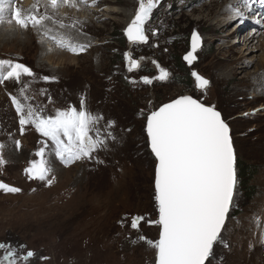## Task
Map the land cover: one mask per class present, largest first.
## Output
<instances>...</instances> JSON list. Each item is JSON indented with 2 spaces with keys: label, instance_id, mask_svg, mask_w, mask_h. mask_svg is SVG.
<instances>
[{
  "label": "rangeland",
  "instance_id": "1",
  "mask_svg": "<svg viewBox=\"0 0 264 264\" xmlns=\"http://www.w3.org/2000/svg\"><path fill=\"white\" fill-rule=\"evenodd\" d=\"M227 1L234 2L161 0L146 25L148 42L130 44L123 35L130 23L125 14L117 12L109 18L104 10L108 4L130 11L134 18L138 0H97L99 19L84 17L81 23L77 18L62 21L56 17L59 23L79 22L80 36L73 37L90 45L79 54L55 47L31 26L24 29L29 33H22L14 21L0 25V60L22 63L36 74L35 80L22 77L24 82L32 81L26 93L31 103L54 115L69 106L79 109L83 96L86 109L102 115L101 130L114 121L108 131L115 137L107 139L106 147L92 153L91 159L65 166L51 151L52 142L32 125H25L21 135L19 117L9 98V94L18 95L21 85L13 80L0 84V157L6 162L0 166V182L21 189L17 193L0 190V243L11 245V249H0V259L14 249L21 255L29 250L35 254L17 264H154L155 250L138 240L140 236L152 241L159 237V225L150 223L158 215L156 159L148 147L145 123L147 115L161 104L188 94L221 113L236 156L237 186L223 232L230 247L217 244L211 264H220L221 257L224 264H264V108L255 111L264 104V96H252L247 77L256 68H264V23L259 28L254 22L255 7L238 28L241 22L230 21L231 13L222 10ZM11 3L24 14L30 8L29 13L40 15L44 12L36 4L47 5V0ZM81 4L92 7L90 0L89 6ZM55 10L77 17L85 9L62 4ZM59 23L46 22L53 27ZM257 27L261 34L247 45L243 37ZM5 28L15 38L4 36L1 29ZM193 31L201 36L202 45L188 66L182 57L189 50ZM82 36L88 39L82 41ZM127 51L139 61L132 71L125 60ZM177 60L186 69H180ZM242 62L246 67L238 68ZM231 68L236 70L234 75ZM161 70L168 73L166 80L157 79ZM193 72L209 81L206 89L196 87ZM44 76L54 79L44 81ZM142 77L152 83L145 84ZM42 147L51 168L50 185L47 179H28L24 171L31 161L40 160L35 153ZM133 217H143L136 230L130 226Z\"/></svg>",
  "mask_w": 264,
  "mask_h": 264
},
{
  "label": "snow or ice",
  "instance_id": "2",
  "mask_svg": "<svg viewBox=\"0 0 264 264\" xmlns=\"http://www.w3.org/2000/svg\"><path fill=\"white\" fill-rule=\"evenodd\" d=\"M180 2L184 3V0ZM255 2L264 8V0ZM78 3L89 6L87 0H47L48 6L54 10L62 4L76 8ZM96 3L97 0H92L90 6H95ZM160 4L161 0H138L134 18L125 29L129 41L142 44L148 42L146 25ZM226 11L231 13L230 21L238 19L242 23L248 19L246 13L255 11L253 0H234L226 6ZM255 15L259 17L254 19L255 23H264V14L256 12ZM13 21L20 29L31 26L43 39H48L55 47L73 54L86 51L90 46L79 43L73 36L64 33L51 35L52 29L47 27L46 22L59 23L53 16L31 12L24 14L11 0H0V25L5 22L11 24ZM78 23H59V28L79 32L76 27ZM156 34L153 30V35ZM200 46L201 38L193 31L191 51L184 56V60L191 64L196 59L194 53ZM125 59L129 61L128 71L139 66L137 61L130 59L128 53H125ZM24 76L36 79V74L26 65L12 60H0V84L13 80L21 85L18 95L9 94L19 117L21 135L24 134L25 125H32L39 134L52 142L54 147L51 151L65 166L86 158L91 159L92 153L106 147L107 139H115L108 131L114 121H108L106 128L101 130L98 125L103 119L102 115L89 112L83 96L79 109L69 106L67 109H57L54 115L46 114L44 107L30 102L32 98L26 93L32 81L24 82ZM192 76L198 89H206L209 85V81L198 73L193 72ZM167 78L168 73L164 70L157 77L159 80ZM41 79L49 81L54 77L44 76ZM142 80L145 84L152 83L148 77H142ZM257 90L264 93V87ZM40 94L44 95L45 90L41 89ZM48 99L51 102L50 96ZM146 133L151 152L157 161L154 199L159 218L150 223L159 225V239L152 241L140 236L138 240L155 250V264H211L217 244L230 247L223 239V232L234 201L237 172L229 125L214 105H205L192 96L184 95L151 111L147 116ZM15 143L19 149L20 141ZM35 155L40 160L31 161L30 167L24 170L25 174L28 179L44 181L51 172L49 162L44 158L45 148H40ZM5 163L0 157V166ZM47 183L50 185L52 179H47ZM0 190L5 193L21 191L3 182H0ZM142 219L143 217H133L131 228L138 229ZM261 243H264V233H261ZM24 247L20 246L21 249ZM6 248L11 249V245L0 243V249ZM34 255L31 250L22 255L14 249L8 250L0 259V264H17V260L27 261ZM220 264H224L223 257L220 258Z\"/></svg>",
  "mask_w": 264,
  "mask_h": 264
},
{
  "label": "bare ground",
  "instance_id": "3",
  "mask_svg": "<svg viewBox=\"0 0 264 264\" xmlns=\"http://www.w3.org/2000/svg\"><path fill=\"white\" fill-rule=\"evenodd\" d=\"M26 1V3L28 2V0H25ZM90 1H92V0H90ZM109 0H105V2H108ZM42 2V1H41ZM46 3V2H45ZM36 4V3H35ZM230 4V2L229 1H227V3L222 7V10H225L226 9V6L227 5H229ZM36 5H39L38 6V8H39V10H41L42 11V13L44 12V14H48V15H51V16H53V19L54 20H56V17H59V20H62V21H65V20H67V19H70V18H77L78 19V21H80L81 23H82V21L84 20V17L85 18H87V20L88 19H92V18H94V19H99V17H100V15H99V12L97 11V6L95 7V6H92L91 8H85V6H83L81 3H78L77 4V7L79 8H83V9H85L84 11L82 10V12H80L81 14H79V15H77V17H75L74 15H72V13L71 12H69V11H66L65 13L63 12V11H65V10H62L61 12H58L57 10H54V9H52L50 6H48V4L46 5V4H43V3H39V4H36ZM66 7V6H65ZM255 7H256V9H257V11L256 12H259V13H262V14H264V8H261V6L258 4V3H256L255 2V0H253V8L255 9ZM35 8V7H34ZM37 8V7H36ZM69 8H71V7H69ZM9 10H11V9H9ZM38 10V9H37ZM119 10H121V11H119ZM119 10H116L115 8H112V7H110V6H108V4L106 5V7H105V12H106V14L108 15V17L109 18H111V15L112 14H117V12L118 13H120V12H122V13H124L125 14V17H127V19H128V22H130L131 23V21H132V19H133V16L132 17H130L129 15H130V11H128V10H122V9H119ZM29 11H30V8H28L27 10H26V14L27 13H29ZM91 11V12H90ZM95 11V12H94ZM99 15V16H98ZM103 15V14H102ZM73 16V17H72ZM106 16V15H105ZM246 16H248V13H246ZM10 16H8V18H9ZM253 17H256V19H259V17L258 16H253ZM11 18V17H10ZM129 18H131V19H129ZM57 21V20H56ZM85 21V20H84ZM67 22V21H66ZM72 22V21H71ZM86 23V22H85ZM53 25V24H52ZM243 25V23H240L239 24V26H238V28H240L241 26ZM262 24H259V28H260V26H261ZM56 26V25H55ZM49 29H52V32H51V35H53V36H55V35H57L58 33H64V34H66V35H71V36H75V37H78V36H80V32H77V31H75V30H68V29H60L59 27H53V26H47ZM259 28L257 27L256 29L254 28V32L252 33V34H250L248 37H243V39H242V41H245V43H248L247 45H249L250 43H252V42H254L255 41V39H256V37L259 35V34H261L260 33V31H259ZM15 30V29H14ZM1 31H3V34H4V36L6 35V36H8V37H11L10 35H9V33L8 32H5L6 31V28L5 29H1ZM16 31H19V30H16ZM21 31H23L22 33H29L30 32V30H21ZM67 31V32H66ZM257 32H258V34H257ZM18 33H21L20 31L18 32ZM39 35V34H38ZM14 36H18L17 34H15ZM40 37H41V35H40ZM83 37V40L82 41H86L88 38L87 37H85V36H82ZM12 39L13 38H15V37H11ZM81 38V37H80ZM79 38V39H80ZM239 38H240V35H239ZM262 38V37H261ZM91 38H89V40H90ZM264 38H262L261 40H263ZM256 42V41H255ZM258 43V42H257ZM262 43V42H261ZM264 44V43H263ZM252 47V46H251ZM254 47H256V46H254ZM59 52V51H58ZM69 53V52H68ZM244 57L242 56V59H243ZM62 60V59H61ZM239 60H241V58H239ZM261 60V59H260ZM248 63V62H247ZM241 65L240 66H238V68H241V69H243V68H245L246 67V62L245 63H240ZM138 65H139V63H138ZM261 65V64H260ZM260 68V67H259ZM230 72H231V74L232 75H234V73L236 72V70H235V68H231V70H230ZM238 72V71H237ZM248 81H250V89H251V93H252V96L253 97H259V96H264V93H262V92H260V91H258L257 89L258 88H260V87H264V68H262L261 67V70L259 69L258 70V68H256V70L255 71H253L251 74H248ZM255 78V79H254ZM236 89H238V88H236ZM242 89V88H241ZM245 89V88H244ZM240 90V89H239ZM246 91V90H245ZM241 100H242V98H241ZM264 108V104H262V105H260L259 107H256V110L255 111H258V110H260V109H263ZM93 248V247H92ZM97 250V249H96ZM102 253V252H101ZM92 255V254H91ZM155 255H156V253H155ZM93 257V256H92ZM105 257V256H104ZM103 261V260H102ZM93 262V261H92ZM155 262V261H154ZM95 263V262H94ZM100 263V262H99ZM102 264V263H101ZM106 264V263H105Z\"/></svg>",
  "mask_w": 264,
  "mask_h": 264
},
{
  "label": "water",
  "instance_id": "4",
  "mask_svg": "<svg viewBox=\"0 0 264 264\" xmlns=\"http://www.w3.org/2000/svg\"><path fill=\"white\" fill-rule=\"evenodd\" d=\"M128 24H129V23H128ZM127 26H128V25H126V27H125L124 30H123V35H124V37H125V39H126V41H127L128 43L133 44L134 42L129 41V39H128L127 36L125 35V29L127 28ZM199 37L201 38V36H199ZM201 40H202V38H201ZM189 41H190V43H189V50H188V52L191 51V46H192V34H191V36H190V40H189ZM136 43H139V42H136ZM201 45H202V41H201ZM200 47H201V46H200ZM200 47L196 50V52L200 49ZM188 52H187V53H188ZM196 52L194 53V55L196 54ZM126 53L129 54V57H130V59H131L130 52L127 51ZM187 53H186V54H187ZM186 54L183 55V57H182L183 60H184V56H185ZM195 56H196V55H195ZM125 60H126V59H125ZM132 60H133V59H132ZM195 60H196V59H195ZM195 60H194V61H195ZM135 61H137V63H139L138 60H135ZM184 61H185V60H184ZM194 61H193V62H194ZM126 62L129 63L128 60H126ZM185 62H186V64H187L188 66H190V65L193 63V62H192L191 64H189L187 61H185ZM138 67H139V66H138ZM138 67H137V68H138ZM137 68H134V69H137ZM185 95H188V94H185ZM181 96H184V95H181ZM188 96H191V95H188ZM178 97H180V96H178ZM178 97H176V98H174V99H177ZM193 98H194V97H193ZM174 99H172V100H174ZM194 99H196V98H194ZM172 100L167 101V102H165V103H169V102H171ZM165 103H163V104H165ZM163 104H161L160 106H162ZM160 106H159V107H160ZM159 107H158V108H159ZM158 108H156V109H158ZM156 109H155V110H156ZM217 111H218V110H217ZM150 113H151V112H150ZM150 113H149V114H150ZM149 114H148V115H149ZM148 115H147V116H148ZM146 123H147V118H146ZM146 123H145V133H146ZM146 136H147V133H146ZM147 140H148V138H147ZM148 147H149V150L151 151L150 146H149V143H148ZM152 154H153V153H152ZM153 156H154V154H153ZM154 157H155V156H154ZM156 163H157V161H156ZM155 167H156V164H155ZM154 190H155V174H154ZM158 218H159V213H158V215H157V220H158ZM158 239H159V237H158ZM155 258H156V255H155ZM154 264H155V262H154Z\"/></svg>",
  "mask_w": 264,
  "mask_h": 264
},
{
  "label": "trees",
  "instance_id": "5",
  "mask_svg": "<svg viewBox=\"0 0 264 264\" xmlns=\"http://www.w3.org/2000/svg\"><path fill=\"white\" fill-rule=\"evenodd\" d=\"M177 63H178V67L182 70L186 69L185 66H184V63L181 62L180 60H177ZM243 178V177H242Z\"/></svg>",
  "mask_w": 264,
  "mask_h": 264
}]
</instances>
